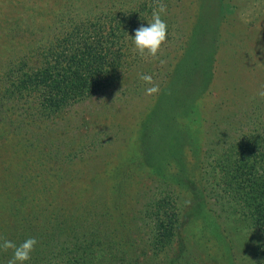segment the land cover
Here are the masks:
<instances>
[{
    "label": "rangeland",
    "instance_id": "1",
    "mask_svg": "<svg viewBox=\"0 0 264 264\" xmlns=\"http://www.w3.org/2000/svg\"><path fill=\"white\" fill-rule=\"evenodd\" d=\"M165 1L171 30L157 57L128 48L119 82L42 117L5 70L24 54L41 65L44 28L129 7L0 0V236L35 238L44 263L46 243L72 226L70 241L89 251L102 239L137 247L132 264H264L261 218L242 197L264 177V0ZM243 208L254 210L249 229ZM0 252L8 264L12 250Z\"/></svg>",
    "mask_w": 264,
    "mask_h": 264
},
{
    "label": "trees",
    "instance_id": "2",
    "mask_svg": "<svg viewBox=\"0 0 264 264\" xmlns=\"http://www.w3.org/2000/svg\"><path fill=\"white\" fill-rule=\"evenodd\" d=\"M136 1L119 0V3L124 2L129 8L123 12H107L109 15L107 20V17L102 21L99 17H91L82 28H79V23H75L73 27L66 29L71 30L69 35L64 36L65 24H62L60 32L59 27L55 28L56 31L49 30V27L44 28L40 33L46 34L47 37L44 41L41 40L38 47V49L41 47V65L36 69L28 68V62L32 63L34 57L31 54H28L29 56L24 54L23 59H18L16 63L12 62L13 64L5 70L4 79L14 88L11 93L22 96L26 93V98L29 96L33 101L29 104H34V110L42 117H46L56 114L75 101L99 93L102 89L109 90L111 84L122 79L119 71L120 59L125 57V50L128 48L132 50L135 46L132 40L135 31L141 25L148 26L156 6V0H144L143 4L131 8ZM161 2L166 5L165 0ZM164 14L161 13V19ZM71 20L75 19H69ZM167 25L169 34L171 24ZM59 42L65 45L62 46ZM112 49L117 50V54ZM35 92L37 95H33ZM243 161L250 164L249 159ZM246 188L247 191H243L241 196L246 205L255 204L254 210L257 208L255 213L261 218L258 224L264 228V177H261L257 183L250 182ZM244 210L246 209L243 208V214H246ZM254 210L240 220V225L242 224L246 229L251 228ZM16 212L17 208L14 210V213ZM52 215V218L59 220V225L63 226L60 215L57 213ZM16 220L20 223L19 218ZM82 222L81 219L79 223ZM71 230L72 226L60 230L55 236L59 239V243H46L54 234H51V231L45 232L43 238L47 246L44 253L47 258L50 257L45 259L46 263L40 258H35L37 251L35 246L33 257L25 264H132L133 258L137 255L138 248L135 246L125 248L116 243L106 244L103 239L101 242L93 243L95 248L89 251L88 246L80 247L70 241ZM25 240L23 239L22 242ZM82 248L87 249L85 254L82 253ZM2 259L4 258L0 255V260ZM2 262L4 264V260Z\"/></svg>",
    "mask_w": 264,
    "mask_h": 264
},
{
    "label": "clouds",
    "instance_id": "3",
    "mask_svg": "<svg viewBox=\"0 0 264 264\" xmlns=\"http://www.w3.org/2000/svg\"><path fill=\"white\" fill-rule=\"evenodd\" d=\"M166 12L167 6L161 0H156L152 19L148 22V26L141 25L135 31V37L132 40L135 45L134 51L138 52L139 55L157 57L168 36V25L161 19V13ZM139 78L150 85L146 88L145 94L147 96H153L160 92L159 85L153 81L151 75L141 74ZM257 94L264 98V90H260ZM37 243L38 241L35 238L29 237L17 245L15 242L0 236V251L8 252L12 250V257L8 260V264H25L31 259V254Z\"/></svg>",
    "mask_w": 264,
    "mask_h": 264
}]
</instances>
